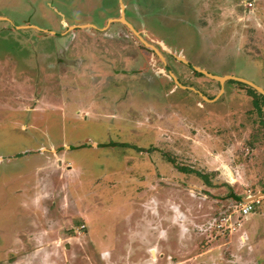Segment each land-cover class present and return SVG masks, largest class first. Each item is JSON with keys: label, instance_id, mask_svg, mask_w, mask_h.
<instances>
[{"label": "rangeland", "instance_id": "1", "mask_svg": "<svg viewBox=\"0 0 264 264\" xmlns=\"http://www.w3.org/2000/svg\"><path fill=\"white\" fill-rule=\"evenodd\" d=\"M178 56L264 90V0H0V264H264V104Z\"/></svg>", "mask_w": 264, "mask_h": 264}, {"label": "water", "instance_id": "2", "mask_svg": "<svg viewBox=\"0 0 264 264\" xmlns=\"http://www.w3.org/2000/svg\"><path fill=\"white\" fill-rule=\"evenodd\" d=\"M115 20V19H113ZM117 22L119 23H122L123 25H125L130 31L131 33H133V35H135L138 39H140V41L147 45L145 42H143V40L139 37L138 33L135 31V29L132 27L131 24H129L128 22H126V20L124 19V14H123V8H122V12H121V15L119 17V19H116ZM92 26V25H91ZM93 27V26H92ZM152 49H154L152 47ZM177 60L180 61L181 63L185 64V65H188L190 67V69L195 72V73H198L202 76H205L207 77L208 79H211V80H214L216 82H218L220 85H223L225 82L227 81H235V82H238V83H241V84H244L246 85L247 87H250L252 88L253 90H255L258 94H260L261 96L264 97V90L258 86H256L255 84H253L252 82H249L245 79H242V78H239V77H235V76H215L213 74H210L208 73L207 71L205 70H202V69H199L197 67H194L190 64H188V62L182 57V56H179L177 57ZM168 76H170L173 81L175 82V84L182 88V89H185L183 86H181L177 81L176 79L170 74V72H168V74H166ZM195 91V90H194ZM205 101L209 102V100L207 98H205L203 95L201 96ZM260 196H263V194H260ZM257 196H254V197H248L245 199L246 202H251L253 201L254 199H256Z\"/></svg>", "mask_w": 264, "mask_h": 264}, {"label": "built area", "instance_id": "3", "mask_svg": "<svg viewBox=\"0 0 264 264\" xmlns=\"http://www.w3.org/2000/svg\"><path fill=\"white\" fill-rule=\"evenodd\" d=\"M243 205H241L240 209H237L236 212L238 213L239 216H242V217H246L248 215H250L251 213H253L254 211V208L255 206H258L261 204V199H256L254 201H251V202H247V203H242ZM231 218V215H229V217L227 219L230 220ZM227 219L223 218L221 219L220 221V224L225 222ZM230 229H228L229 231H232L236 228V224H230ZM238 225V223H237Z\"/></svg>", "mask_w": 264, "mask_h": 264}, {"label": "flooded vegetation", "instance_id": "4", "mask_svg": "<svg viewBox=\"0 0 264 264\" xmlns=\"http://www.w3.org/2000/svg\"><path fill=\"white\" fill-rule=\"evenodd\" d=\"M124 14V13H123ZM124 19H125V15H124ZM126 20V19H125ZM127 22V21H126ZM125 26V25H124ZM126 27V26H125ZM133 27V26H132ZM127 28V27H126ZM134 28V27H133ZM135 29V28H134ZM136 31V30H135ZM137 32V31H136ZM138 33V35H139V37L143 40V42H145L147 45H145V44H143L141 41H140V39H138L135 35V37L142 43V45L143 46H145V47H147V48H150V49H152V45H150L147 41H145L144 39H143V37H142V35H141V33H139V32H137ZM133 34V33H132ZM154 48V47H153ZM153 50H155V49H153ZM179 57V56H178ZM176 59H177V57H176ZM203 70V69H202ZM168 71V70H167ZM194 74H195V72H194ZM196 74H198V73H196ZM198 76H201L200 74H198ZM250 88V87H249ZM252 89V88H251ZM260 95V94H259ZM42 149H44V148H42ZM42 149H40L39 151H42ZM39 151H37V152H39ZM18 215H17V218L19 219V220H21V221H23V219H24V217H25V214H21V213H17ZM27 217H28V215H26Z\"/></svg>", "mask_w": 264, "mask_h": 264}, {"label": "trees", "instance_id": "5", "mask_svg": "<svg viewBox=\"0 0 264 264\" xmlns=\"http://www.w3.org/2000/svg\"><path fill=\"white\" fill-rule=\"evenodd\" d=\"M195 75H198V74H196L195 73ZM250 91H252L251 89H250ZM253 92V91H252ZM259 97H260V100H262V102H263V104H264V97L263 96H261V95H258ZM256 106H257V101H255V103H254ZM180 170V169H179ZM180 171H187L186 169H184V168H181V170ZM202 178H203V180L208 184V181H207V179H205V177H203V176H201ZM232 196V195H231ZM233 198H235L236 200H238V201H241L242 200V198H240V197H233ZM245 201V200H244Z\"/></svg>", "mask_w": 264, "mask_h": 264}]
</instances>
